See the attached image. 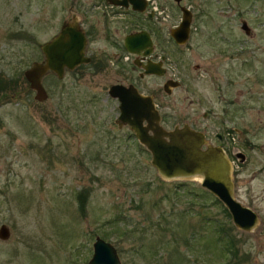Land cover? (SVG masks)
<instances>
[{
    "label": "rangeland",
    "instance_id": "rangeland-1",
    "mask_svg": "<svg viewBox=\"0 0 264 264\" xmlns=\"http://www.w3.org/2000/svg\"><path fill=\"white\" fill-rule=\"evenodd\" d=\"M76 2L0 0V225L9 232L0 239V264H86L95 236L115 248L121 264H228L229 254L215 243L218 225L229 228L236 241L232 264H264V0H185L204 7L207 21L203 32L191 36L189 49L175 52L180 86L158 101L164 128L195 121L206 123L211 135L221 131L218 93H213L216 101L211 99L212 115L203 120L204 83L196 74L187 90L186 77L194 62L218 61L217 75L227 79L236 66L228 95L238 90L235 121L243 132L234 140L245 161L236 164L234 197L258 216L251 232L236 229L197 180L160 179L149 153L127 129L115 127L116 101L106 96L119 77L115 73L85 69L67 71L60 79L49 73L41 78L46 99L34 100L22 72L41 61L38 45L69 20ZM173 16L175 22L178 13ZM241 21L250 38L240 30ZM214 28L222 38L209 42L208 30ZM97 39L95 55L104 45L101 36ZM246 49L257 61V79L245 67ZM248 82L262 93L253 103ZM138 85L144 92L151 89L141 81ZM244 137L251 144L243 149Z\"/></svg>",
    "mask_w": 264,
    "mask_h": 264
},
{
    "label": "flooded vegetation",
    "instance_id": "flooded-vegetation-1",
    "mask_svg": "<svg viewBox=\"0 0 264 264\" xmlns=\"http://www.w3.org/2000/svg\"><path fill=\"white\" fill-rule=\"evenodd\" d=\"M184 1L185 0H85V2H83L82 0H77L76 4H73L74 8L71 7L73 14L69 17V20H75L78 29L85 37L84 56L88 58V62L81 63L68 72L76 71L75 73L81 74L82 71L86 69L92 73L101 71L115 73L119 77L115 78L113 82L109 84L106 90V96L116 101L117 114L118 102L116 98L109 95L108 89L111 85H131L140 94L150 97L160 118L158 109L159 99L162 100L163 97L171 95L173 90L180 86V81L177 80L173 69L174 54L175 52H181L184 47L189 49L187 43L190 41L191 36L197 31L202 30L203 32L204 25L207 21L206 9L204 7H195L191 3L186 4ZM183 10L187 11L189 17L187 38L183 44H177L170 33L182 20V15L184 14ZM175 11L178 13V18L174 22L173 14ZM240 30L246 37H251L252 33L248 26L246 31L241 28ZM140 33L146 35L148 38H146V40H139L137 41L138 43L135 42L131 44L130 46L134 48V51H128L125 46V38ZM207 35L209 37L207 41L209 42H211V40L213 42L217 40L220 41L222 38L219 28L208 30ZM100 36L103 38V49L98 50L99 54L95 55L94 49H98L99 47L93 44L98 41L97 38ZM233 41L231 40L233 44H231L232 52L230 53V58H228L231 66L236 63L235 51L238 43L236 38L233 39ZM246 51L248 53V61L245 67L249 68L248 71L253 72V77L257 79L258 76L256 75V71L253 69L257 61L252 59L253 55L249 53L248 49H246ZM42 59L43 56L41 54V61ZM223 63L227 64V62ZM220 64L221 63L218 61L212 62V60L203 64H198L196 62L192 63L190 65L192 73L187 75L188 78L186 77L188 87L186 88L187 90L190 89L192 81L194 80L193 76L196 74L197 77L203 81L204 85L200 93V102L202 106L206 107V110L200 114L203 120H207V118L212 115L211 108H214V105L211 99L216 101L213 93H218V104L221 107L218 111V115L221 117L219 122L221 124V131L219 130L211 135L208 131L209 126L206 123L197 125L194 121L189 124L184 122V124H187L189 128L199 131L202 134L204 144L201 148H205L206 145H211L218 146L223 150L231 164V180L234 192V181L236 180V174L239 172L236 164H242L245 161L243 152L236 150V141L234 140V136L243 132L237 128L236 122L239 105L237 97L239 94L238 90H234V96H232V94L228 95V92L230 91L231 93L232 87L234 86L232 80L235 82L237 68L236 66L231 68V73L234 75V77L231 78L232 80L225 77L220 78L216 71V68H218ZM146 68H150L152 72H145ZM65 72L67 71L65 70L64 73ZM132 74L136 77V81ZM123 77L124 79H127V77L133 79L126 82L123 80ZM146 79H151L153 86L148 85ZM155 79L160 80L159 85L156 83ZM140 81L147 84L146 86L151 87V89L147 92L140 90L138 85ZM174 81L178 83L176 87L173 86ZM247 88V97L249 99L251 98L249 102L253 103V96L256 95L259 97L262 93L255 92L249 85V82ZM188 102H192L191 99H189ZM249 107L252 108L253 106ZM256 111H258L257 108ZM114 119L113 123L115 127L127 129L131 137L136 141L127 126H118L114 122ZM250 144L249 139L247 140L244 137L242 148L249 147ZM239 153L243 156L240 157Z\"/></svg>",
    "mask_w": 264,
    "mask_h": 264
},
{
    "label": "water",
    "instance_id": "water-1",
    "mask_svg": "<svg viewBox=\"0 0 264 264\" xmlns=\"http://www.w3.org/2000/svg\"><path fill=\"white\" fill-rule=\"evenodd\" d=\"M183 13L179 25L170 33L177 44H183L187 38L189 17L187 11L183 10ZM240 28L247 30L244 21H241ZM146 38L148 37L141 33L128 36L125 38V46L128 51L133 52L134 48L130 45ZM84 46L85 37L74 19L64 21L57 33L38 45L43 56L42 61H32L22 72L29 89L33 92L34 100L42 102L47 97L41 84L44 75L50 72L60 79L65 70L71 71L75 66L88 62V58L84 56ZM145 72L149 73L152 70L146 68ZM177 85L178 83L174 81L173 86ZM108 93L118 102V114L114 122L118 126H127L136 141L149 153V163L160 179L197 180L200 187L222 204L236 229L251 232L257 226V214L234 197L231 164L220 147L206 145L205 148H201L204 144L202 134L189 128L187 124L164 128L150 97L140 94L131 85H111ZM242 156L240 154V157ZM8 235L7 227L1 224L0 239L5 240ZM86 264L121 262L115 248L99 236H95L92 253Z\"/></svg>",
    "mask_w": 264,
    "mask_h": 264
},
{
    "label": "trees",
    "instance_id": "trees-1",
    "mask_svg": "<svg viewBox=\"0 0 264 264\" xmlns=\"http://www.w3.org/2000/svg\"><path fill=\"white\" fill-rule=\"evenodd\" d=\"M78 199V198H77ZM217 200V199H216ZM79 201V203H80V201H81V199L80 200H78ZM218 201V200H217ZM224 211L226 212V214L228 215V212L224 209ZM216 234L218 233V235L220 236L219 238H216V241H215V243L216 244H218V243H221L222 244V247H223V249L229 254V258H226V259H229L228 261H227V263L228 264H232L231 262H230V260L232 259V258H235V256H236V248L234 247L235 246V243H236V241L234 240V238L232 237V235H230L229 234V228H227V227H224V226H222V225H218L217 227H216V232H215ZM221 238V239H220ZM221 240V241H220ZM220 241V242H219ZM214 245V244H213ZM213 247V246H212ZM222 255H223V257H225L227 254H224L223 252H222ZM178 258H179V260H183V256L182 255H178Z\"/></svg>",
    "mask_w": 264,
    "mask_h": 264
}]
</instances>
